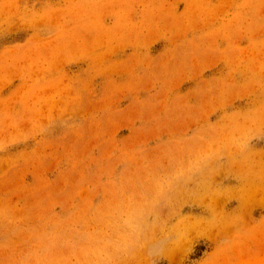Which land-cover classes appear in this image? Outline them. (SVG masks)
Segmentation results:
<instances>
[{"label":"rangeland","instance_id":"rangeland-1","mask_svg":"<svg viewBox=\"0 0 264 264\" xmlns=\"http://www.w3.org/2000/svg\"><path fill=\"white\" fill-rule=\"evenodd\" d=\"M0 264H264V0H0Z\"/></svg>","mask_w":264,"mask_h":264}]
</instances>
